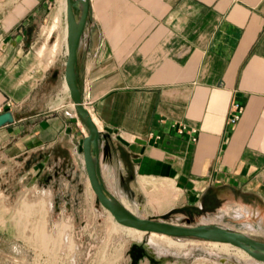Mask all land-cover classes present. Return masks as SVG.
Returning <instances> with one entry per match:
<instances>
[{"label":"crops","instance_id":"crops-1","mask_svg":"<svg viewBox=\"0 0 264 264\" xmlns=\"http://www.w3.org/2000/svg\"><path fill=\"white\" fill-rule=\"evenodd\" d=\"M89 3L79 75L83 103L109 135V154H100L105 184L116 186L120 199L118 188L130 179L136 189L127 188L134 199L141 194L143 214L149 203L141 177L171 179L176 200L194 197L199 209L229 199L264 210V0ZM44 13L43 0H0V112L11 108L15 120L0 127V188L69 184L86 175L87 127L64 81L62 106L17 113L49 78L26 33ZM233 102L242 112L231 124ZM25 154L36 157L24 159L30 165L20 179L35 182L11 186L8 169L20 168ZM44 167L57 175L38 180Z\"/></svg>","mask_w":264,"mask_h":264},{"label":"rangeland","instance_id":"rangeland-1","mask_svg":"<svg viewBox=\"0 0 264 264\" xmlns=\"http://www.w3.org/2000/svg\"><path fill=\"white\" fill-rule=\"evenodd\" d=\"M60 3L62 0H43L44 21L36 22L26 32L27 35L30 33L27 37L36 50L38 62L45 67L49 66L50 74L47 83L39 88L35 100L27 103L23 111L17 112L20 116L63 105L65 94L62 93L64 88L61 86L64 81L61 62L63 63L64 57L61 61L58 60L60 54L66 55V47L62 41L65 25L62 14L58 17L59 23L48 36L54 14L61 10V5L63 7ZM3 24L0 17V56L3 54L1 47L5 42ZM55 70L59 75L57 78L53 76ZM65 92L67 94L69 90ZM26 155L21 158L20 168L8 169L10 174L7 173L6 177L9 178L11 186H25L27 181L35 182V178L30 175L20 179L30 165V161L24 162V159L31 160L36 157V154L29 157H25ZM46 173L48 169L44 167L37 179ZM87 178L83 174L69 184L0 188V264H134L132 243L138 236L148 237L150 241L149 233L120 228L125 226L119 224L101 203L95 201L96 196L90 186L86 189ZM126 182L128 185L118 188L122 193L119 197L124 195L127 202L129 200V206L136 204L139 210L138 196L141 194L136 191V199L132 198L127 188L133 187L132 181L126 179ZM105 185L115 194L113 191L117 189L116 186L110 181H106ZM159 191L152 197L148 195L149 200H159L163 192ZM66 196L70 197L69 200ZM141 211L144 209L139 210L140 213ZM145 213V217L191 225L216 218L215 224L264 241V210L259 207L245 209L242 204L234 205L229 199L217 207L199 209L194 197L180 199L179 202L175 198V203L167 209L154 212L149 208V213ZM247 225L259 231L256 234L250 233L246 229ZM153 239L146 249L149 255L140 257L139 264H223L220 258L228 256L238 264H264L231 244L224 245L195 237L156 236ZM156 259L162 261L156 262Z\"/></svg>","mask_w":264,"mask_h":264},{"label":"water","instance_id":"water-1","mask_svg":"<svg viewBox=\"0 0 264 264\" xmlns=\"http://www.w3.org/2000/svg\"><path fill=\"white\" fill-rule=\"evenodd\" d=\"M66 4V59L64 66V81L69 90L70 98L75 104V111L83 119L87 132L82 141V161H84V171L89 179L91 189L96 196L95 201L109 211L115 220L123 225L134 228L145 233L158 232L168 236L175 237H195L210 241L230 243L231 245L244 250L255 261L264 262V241L256 240L244 232H238L231 228L222 227L215 223H199L191 225L188 223L180 224L178 222L166 221L161 218H150L137 216L126 208L114 193L107 189L103 181L100 169V154L103 156L109 154L110 146L107 142L108 134H105L97 128L93 117H91L88 108L82 100V89L80 86L79 61L78 55L81 40L85 34V28L90 9L89 0H65ZM14 112L7 109L0 112V127L14 122ZM57 175L48 173L45 180L52 179ZM69 200V196H66ZM76 201L77 198L75 197ZM148 245L142 242H133L132 248L135 254L134 264H139L140 257L149 255L146 250ZM221 261L226 257H221ZM162 259H156V262ZM231 264L235 263L232 258L227 259Z\"/></svg>","mask_w":264,"mask_h":264},{"label":"bare ground","instance_id":"bare-ground-1","mask_svg":"<svg viewBox=\"0 0 264 264\" xmlns=\"http://www.w3.org/2000/svg\"><path fill=\"white\" fill-rule=\"evenodd\" d=\"M61 1V0H60ZM60 4H63V7H62V5L60 6L61 7V10L60 11H57L55 14H54V21H53V23H52V25L50 26V28H49V30H48V36H50L52 33V31H53V29L55 28V26L59 23V15L60 14H62L63 16H64V18H65V12H66V4H65V0H62V3H60ZM63 22V21H62ZM63 37H62V41H63V44L65 45V47H66V36H67V32H66V18H65V25H64V28H63ZM55 45V44H54ZM44 51H45V49H44ZM66 52H67V47H66ZM65 82V81H64ZM64 86V85H63ZM65 88L67 89V86H66V84H65ZM68 90V89H67ZM70 104H71V107L72 108H74L75 107V104H73V102H70ZM139 183H140V186L142 187V188H144V190H146V189H148V195L150 196V197H152V195H155L159 190H162L163 192L161 193V198H160V196H159V200H156V201H153V200H149V198H148V203H149V208H151L152 209V211H154V212H156V211H162V210H164L165 208L167 209L168 207H170L172 204H174L175 203V198H176V195H177V193H179L178 191H179V189H178V187L177 186H175L174 185V182L171 180V179H159V180H155V182L153 181V180H150V179H146V178H143V177H141L140 179H139ZM86 185V184H85ZM147 185V186H146ZM86 186H88V188H86V189H89V186H90V184H89V179H87V185ZM147 187V188H146ZM91 189V188H90ZM92 190V189H91ZM92 192H93V190H92ZM147 192V191H146ZM87 194H88V190H87ZM146 194V193H145ZM159 194H160V191H159ZM157 198V197H156ZM126 199L124 198V197H121L120 199H119V201L126 207V208H128L133 214H135V215H137V216H144V214H146V213H140L139 212V210H138V208H137V205L135 204V206L132 204V206L130 207L129 206V203L127 202V201H125ZM155 200V199H154ZM136 207V208H135ZM109 212V211H108ZM142 212V211H141ZM108 214H110V213H108ZM111 216V215H110ZM108 217H109V215H108ZM111 218V217H110ZM110 220H112V219H110ZM215 220V221H214ZM204 222L205 223H216V218H213V219H211V220H209V219H206V220H204ZM115 223V222H114ZM116 224V223H115ZM118 227H119V225H118ZM60 228V227H59ZM120 228H128V229H130V230H132L133 232L135 231V232H138V233H143V232H145V231H138V230H136V229H134V228H131V227H129V226H125V227H121L120 226ZM228 228V227H227ZM246 229H247V231L248 232H250V233H255L256 234V232L257 231H259V229H257V228H254L253 226H251V225H247V227H246ZM128 232V231H127ZM126 232V233H127ZM127 234H129V233H127ZM130 235V234H129ZM149 235H150V241H153L154 239H153V237H156V236H160V237H170V236H168V235H166V234H162V233H158V232H156V233H154V232H151V233H149ZM171 238H172V236H171ZM161 240V239H160ZM144 242L146 245H148L149 246V244L151 243L150 241H148V237H146V238H143V237H140V236H138V237H136L135 238V242ZM175 241V240H174ZM176 242V241H175ZM178 242V241H177ZM214 242L216 243V242H218V241H215L214 240ZM213 242V243H214ZM198 242H196V244H197ZM209 243H210V241H209ZM215 243H214V245H215ZM220 243H222V244H224V245H229L230 243H224V242H220ZM166 244V243H165ZM164 244V245H165ZM174 246H176V245H174ZM224 247V246H223ZM231 247V246H230ZM235 247V246H234ZM224 248H226V247H224ZM232 248V247H231ZM236 250H238V249H236ZM219 252V251H218ZM236 252V251H235ZM243 252V251H242ZM245 253V252H244ZM237 256H239V255H237ZM246 256V255H245ZM231 259V257H226V260H223L222 261V263L223 264H228L230 261H227V259ZM239 259V258H238ZM251 259V258H250ZM248 260V259H247ZM231 264V263H230Z\"/></svg>","mask_w":264,"mask_h":264},{"label":"built area","instance_id":"built-area-1","mask_svg":"<svg viewBox=\"0 0 264 264\" xmlns=\"http://www.w3.org/2000/svg\"><path fill=\"white\" fill-rule=\"evenodd\" d=\"M8 105L10 106L11 103H8ZM241 112H242L241 104L239 102L238 103L237 102H233L231 104L230 110H229V114H230L229 119H228L229 123H231V124L236 123L239 120L240 116H241Z\"/></svg>","mask_w":264,"mask_h":264}]
</instances>
